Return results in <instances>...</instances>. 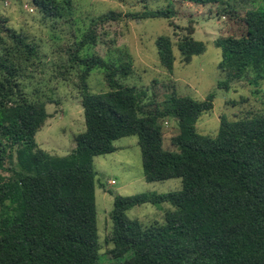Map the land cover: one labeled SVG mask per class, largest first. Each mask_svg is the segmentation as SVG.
Returning a JSON list of instances; mask_svg holds the SVG:
<instances>
[{"label": "trees", "instance_id": "obj_1", "mask_svg": "<svg viewBox=\"0 0 264 264\" xmlns=\"http://www.w3.org/2000/svg\"><path fill=\"white\" fill-rule=\"evenodd\" d=\"M183 1L200 6L224 3ZM31 2L47 18H61L73 7L72 0ZM118 17L106 15L100 22ZM129 17L172 19L174 11ZM245 21V36L216 42L223 52L220 70L233 80L248 72L264 77V10L249 11ZM192 35L189 31L177 45L186 64L207 50ZM11 38L17 45L0 56V264H101L94 160L115 153L114 142L131 136L139 139L146 181L181 179L182 190L129 197L111 193V264H264V116L237 121L224 117L216 136H204L197 123L213 111L214 94L198 101L173 92L148 110L154 104H144L145 94L120 82L130 75L128 64L116 66L95 55H80L95 42L91 29L71 54L82 67L86 130L68 156L54 157L36 141L50 118L47 104L29 101L19 83L23 61L16 53L22 47L30 60L34 48L21 36ZM157 47L162 65L172 71V39L158 38ZM94 69L104 70L109 91L90 92L88 78ZM229 85L220 82L218 88L229 90ZM166 118L178 122L179 135L172 139L176 151L164 148L161 120ZM147 204H169L173 209L165 223L144 227L127 213Z\"/></svg>", "mask_w": 264, "mask_h": 264}, {"label": "rangeland", "instance_id": "obj_2", "mask_svg": "<svg viewBox=\"0 0 264 264\" xmlns=\"http://www.w3.org/2000/svg\"><path fill=\"white\" fill-rule=\"evenodd\" d=\"M70 13L61 18L45 17L31 0H0V56L17 43L13 34L23 37L34 48V55L26 60V49L20 47L16 56L23 67L19 83L29 101L46 103L50 118L36 135L38 148L54 157L68 156L76 148V138L86 130L85 114L80 91L82 67L71 60L76 45L92 29L95 42L80 55H95L108 63L128 64L130 75L121 79L125 86L143 92L144 104L153 103V110L173 92L179 96L204 101L214 94L213 111L204 114L197 123V131L204 136H216L222 118L237 121L264 116V77L248 72L242 79H230L220 70L223 52L216 42L228 37H243L247 33L245 18L252 10L263 9L264 0H224L221 4L200 6L183 0H72ZM174 11L172 19L133 20L131 14L145 11ZM115 14L116 20L100 22V18ZM193 32L196 41L204 42L207 50L195 56L190 64L183 62L178 50L179 41ZM169 36L174 44L173 70L160 60L157 40ZM229 81V90L219 89L220 82ZM90 92L109 91L102 69H94L88 78ZM164 148L176 151L172 139L179 135L178 122L161 120ZM115 153L96 157V203L98 210L101 264L115 260L110 255L109 242L113 223L111 213L114 195L123 197L139 194H166L182 190V180L173 179L148 183L145 179L141 148L137 136L114 142ZM16 156V154H15ZM14 162L16 163V159ZM9 162L6 163V166ZM4 176L9 173L2 172ZM114 182V183H113ZM173 207L150 204L136 207L127 213L144 227L165 223V216ZM131 254L120 261L129 259Z\"/></svg>", "mask_w": 264, "mask_h": 264}, {"label": "built area", "instance_id": "obj_3", "mask_svg": "<svg viewBox=\"0 0 264 264\" xmlns=\"http://www.w3.org/2000/svg\"><path fill=\"white\" fill-rule=\"evenodd\" d=\"M114 183V182H113Z\"/></svg>", "mask_w": 264, "mask_h": 264}]
</instances>
